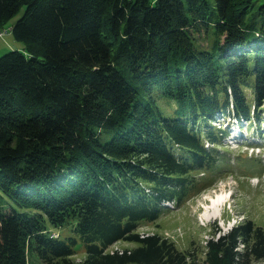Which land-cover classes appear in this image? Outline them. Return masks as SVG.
<instances>
[{"label":"trees","instance_id":"trees-1","mask_svg":"<svg viewBox=\"0 0 264 264\" xmlns=\"http://www.w3.org/2000/svg\"><path fill=\"white\" fill-rule=\"evenodd\" d=\"M22 6L23 50L0 56V264L264 260L251 219L206 263L138 232L220 161V115L264 123V0H0V30ZM121 240L137 246L109 250Z\"/></svg>","mask_w":264,"mask_h":264},{"label":"rangeland","instance_id":"rangeland-1","mask_svg":"<svg viewBox=\"0 0 264 264\" xmlns=\"http://www.w3.org/2000/svg\"><path fill=\"white\" fill-rule=\"evenodd\" d=\"M24 11L25 6H22L4 24L2 30L8 31L0 36V56L10 50H23V42L15 39L10 28ZM259 111L264 122V101ZM235 120L231 116L220 115L213 124L228 130ZM234 126L237 130L234 133L228 130V135L217 145L220 161L209 170L192 172L195 185L182 204L165 202L167 207L159 218L154 222H141L138 232L142 235L158 232L172 240L177 248L193 250L198 260L206 263L205 245L209 239H216L245 219H251L264 229V123L261 122V127L257 129L255 118L251 123L239 121ZM257 130L263 132L262 135ZM222 192H227L226 199L216 202V194ZM53 230L62 238L74 236L71 225L53 227ZM135 246V242L121 240L109 250ZM75 250L72 258L79 263L86 256L81 239H78ZM28 258L29 264H44L32 252H28ZM254 264H264V260L254 261Z\"/></svg>","mask_w":264,"mask_h":264},{"label":"bare ground","instance_id":"bare-ground-1","mask_svg":"<svg viewBox=\"0 0 264 264\" xmlns=\"http://www.w3.org/2000/svg\"><path fill=\"white\" fill-rule=\"evenodd\" d=\"M217 196L215 197V201L216 202H221V201H224L225 199H226V197H227V192L225 193V192H222V193H218V194H216ZM208 200H211V197L209 198L208 197Z\"/></svg>","mask_w":264,"mask_h":264},{"label":"built area","instance_id":"built-area-1","mask_svg":"<svg viewBox=\"0 0 264 264\" xmlns=\"http://www.w3.org/2000/svg\"><path fill=\"white\" fill-rule=\"evenodd\" d=\"M8 30H0V36H2L4 33H6ZM52 236L54 235V236H58L59 234L57 233V232H55V231H52V234H51ZM169 235V234H168ZM118 249V248H117ZM119 250H121V249H119ZM113 251V250H112Z\"/></svg>","mask_w":264,"mask_h":264}]
</instances>
